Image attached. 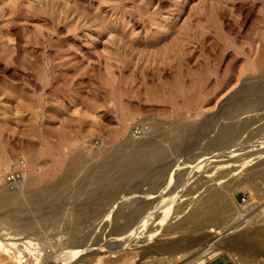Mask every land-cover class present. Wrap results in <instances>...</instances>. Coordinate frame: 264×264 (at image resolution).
I'll return each mask as SVG.
<instances>
[{"label": "rangeland", "instance_id": "1", "mask_svg": "<svg viewBox=\"0 0 264 264\" xmlns=\"http://www.w3.org/2000/svg\"><path fill=\"white\" fill-rule=\"evenodd\" d=\"M232 108L242 121L251 119L245 128H237L238 117L221 115ZM216 120L218 126L236 127L231 142L217 139ZM153 123L165 131L178 123L188 137L177 147L168 137L159 139L154 148L164 156L139 176L132 174L122 190L137 184L149 190L157 182L153 196L167 187L165 197L175 196L182 205L218 188L229 215L199 231L188 225L184 234L202 238L206 230L231 223L230 237L253 244L250 250L238 255L220 249L203 264L216 257L229 264H264L251 251L254 244L264 251L263 234H257L264 233V0H0V186H7L4 168L20 158L25 182L35 179L19 201L0 207V241L18 242L24 250L25 238L5 234L24 236L18 219H48L29 233L35 243L31 253L25 249L19 262L0 248V264H82L98 253L100 264L187 262L191 253L151 257L143 247L112 252L121 238L111 226L88 222L102 212L83 195L71 197L104 156L125 155L122 143L145 137ZM137 125L146 128L140 135L134 134ZM221 152L226 155L215 154ZM72 172L70 186L52 204L40 209L29 204L31 193ZM161 229L157 242L179 239L176 230ZM97 245L110 248L97 252Z\"/></svg>", "mask_w": 264, "mask_h": 264}, {"label": "bare ground", "instance_id": "2", "mask_svg": "<svg viewBox=\"0 0 264 264\" xmlns=\"http://www.w3.org/2000/svg\"><path fill=\"white\" fill-rule=\"evenodd\" d=\"M243 107H244L243 103L239 104L238 111L240 112ZM238 111H235L232 108V109H229L227 112L221 113V115L225 116L226 118H230V117L235 118L239 116ZM240 117L238 118L241 121V125L240 127H237L239 128V130H241L242 128H245L251 120L245 117L246 119L242 121ZM226 120L227 119H225V121ZM208 123H209L208 119L203 122V125L206 126V129H207V126H209ZM215 123H216V126H218L217 124H222L218 122L217 120L215 121ZM177 125L178 123H172L170 126V129L168 131H165L164 130L165 127L161 123L160 124L153 123L151 125V129L149 130V132L146 133L147 135L145 134V137L139 136L135 139H129L122 143L119 150L122 149V150L128 151L125 155L119 156V157L118 156L116 157V154L111 157L104 156L103 157L104 160L102 159L103 163L101 162V165L98 168L90 171L86 180H81L76 184V186L74 185L75 187L71 193L72 198H76V197L83 195L88 204H91V205L94 204L95 207H98V209L102 212V215H101L102 218L97 219V218H94L95 217L94 216L91 220L89 219L88 222L91 224V226H95L96 223L101 224V229H105L111 226L112 228L110 232L121 238L119 241L120 244H117V247H114V248H110V247L104 248L101 245H97V247L99 246L97 252L104 251L105 249L110 248L112 252H115L116 254H121L124 250L129 249V248L143 247L144 250L148 251L150 254L153 253L151 257L154 256L156 253L162 254L164 252L165 254H173V253L177 254L180 252H183V253L186 252V253H191L190 259L187 262H184L183 264H203L205 262L206 255H208L209 253H211V255H214V251H217L220 249L227 250L230 253H236V254H238V252H241V251L250 250V246H252L253 244L252 245L250 244L249 246V244H246L245 242L238 243L240 240L237 241L236 238H235L236 240H233L230 237L231 233L233 232V228H232V225H228V224H231V223H228L227 225L223 224L224 227L222 228L221 227H217L214 229L208 228L209 230H206L205 232H203L207 234H203L202 238L200 234L199 235L198 234L197 235L187 234V236L184 234L183 230L185 229V227L188 228L187 227L188 225L192 224V227L194 228L193 230L199 231L200 229H203L207 226L216 225L217 223H220V222L222 223L223 220H225L226 217L229 215L228 214L229 211H227L228 207H226L227 204H225V201L223 200V197L218 188H214V187L209 188V190L205 194L203 195L201 194L199 198L191 199L183 203L182 205H179V203L178 204L176 203L175 196L169 197V198L165 197V194L167 193V189H166L167 187L165 189L158 191V193L153 196L152 193L155 191H153L152 188H155V185L157 184V182L154 186L152 185L149 190H144L142 188L143 184L142 185L137 184L135 187L127 191L122 190L124 185L131 179L132 174L135 173V176L136 175L139 176L141 172H143L140 170H145L147 169V167L151 166L155 158L158 159L164 156L163 154L164 151L162 152L160 149L154 148V146L156 145V142L159 139L161 140L163 137H168V139L173 142V146L177 147L184 141L186 137H188L184 133L181 134V131L183 132L184 130ZM204 130H202L201 132H203ZM237 133H238V130L236 129L235 126L233 127L229 125L228 126L220 125L218 126V130H217V139H221V141L225 140V142H231ZM204 135H205L204 133L203 135L201 134V136H204ZM222 138L224 140H222ZM215 154L217 156L219 155L220 157L226 155V153L224 152L215 153ZM208 156L206 155V157ZM206 157L203 159H207ZM105 159H109V161L108 160L106 161ZM202 161L203 160L201 159L200 162ZM195 164H197L198 166L199 163H195ZM136 170H139V171H136ZM75 171L76 170L73 169V172ZM73 172L68 175L66 174V176L62 179V181L59 184L54 185L53 187L51 186L50 188L48 187V189L46 188V190L41 191V192L38 191V192L31 193L27 197V201H29V204L34 206L36 209H40L43 207L46 208L47 205L52 204L54 200L59 197V194L62 193V190L70 186L71 181L74 179ZM161 179H162V176H161ZM28 180L27 182H25L26 179L24 181L22 180L16 187L13 188V190H11L10 187L7 188V186H0V207L8 206L12 204L14 201H17L19 199V195L23 193L24 191L28 190L31 187V185H33L35 182V179H32V178L31 180L29 181ZM75 180L77 181V179ZM140 190H143V192H148L149 194L148 195L146 194L143 197H139L137 194ZM123 191L125 192L124 194H122ZM94 205H93V208H95ZM85 210H86V206H85ZM88 211L90 212V209ZM100 211L98 212L100 213ZM8 213L10 216L16 217L17 219L19 217L20 218L22 217V213L20 211H9ZM60 213H61V210L60 212L59 211H55L54 213L52 212V215L58 216L60 215ZM239 215H242V214H239ZM32 216L34 218L35 215H32ZM205 216L207 218L202 219V217H205ZM97 217L99 216L97 215ZM245 217H246V214H245ZM39 218L40 219H37V220L34 219L31 221H29L28 219L23 220V221L21 219H18L17 223L19 222V224L23 226V229H25V232L27 230V233H28V234H25L24 232L23 237L22 236L17 237V236H20L19 235L20 233L16 231L8 232L5 235H9L8 239H12V240H19V239L25 238V240L22 241L21 245L24 246V250L26 249L31 253L32 250L30 249V247L34 245L35 243L33 242V239L29 237L30 236L29 233H32L33 231L37 230L38 228L37 224L46 223L48 221L46 216L39 217ZM117 218H120L119 220L120 222L116 223L115 219ZM172 219H176V220L173 222ZM216 220L217 222H215ZM170 221H172L173 223L168 224L170 223ZM86 224L88 225V223ZM158 228H162L160 231L164 233L172 231V230H176L177 232L180 233L179 239L173 242H170V240L169 242H160V243L157 242L156 237H157V233L159 232L157 230ZM258 229L262 230L263 228L259 227ZM79 230H80L79 225L78 226L76 225L73 227L72 231L73 233H77L79 232ZM241 234H244V233H241ZM257 234H260V236L261 234H263V236L260 238L261 239L264 238V233L262 231H260ZM243 236L247 238V236L249 235L247 234V236L245 235ZM253 237H256V235L255 236L253 235ZM245 239H243V241H245ZM249 239H250V236H249ZM4 243L5 242L2 243V241H0L1 250L4 251V253L8 255H11V256L14 255L18 257L19 262H21L22 259L25 257V255H24V250L18 247L17 245L18 242L13 241L9 243L7 242L8 244H4ZM242 243H245V245H242ZM8 245H10V248L7 247ZM254 246L255 248L251 250L253 251L252 253L253 257L254 256L259 257L258 259L259 262L264 261V251L262 247H258L255 244ZM12 247L16 249V252L14 250H11ZM98 254L92 257L90 256V258H88V261H85L82 264H100L101 257H99ZM144 255L146 254L144 253ZM35 259H37V257Z\"/></svg>", "mask_w": 264, "mask_h": 264}, {"label": "built area", "instance_id": "3", "mask_svg": "<svg viewBox=\"0 0 264 264\" xmlns=\"http://www.w3.org/2000/svg\"><path fill=\"white\" fill-rule=\"evenodd\" d=\"M146 128L143 125H137L134 128V134L140 135ZM24 165L25 160L20 158L14 165L4 168L3 180L5 185L10 188L16 187L24 178Z\"/></svg>", "mask_w": 264, "mask_h": 264}, {"label": "crops", "instance_id": "4", "mask_svg": "<svg viewBox=\"0 0 264 264\" xmlns=\"http://www.w3.org/2000/svg\"><path fill=\"white\" fill-rule=\"evenodd\" d=\"M205 264H229V260L225 259L224 257H221V259H218V257L214 259H209L206 261Z\"/></svg>", "mask_w": 264, "mask_h": 264}]
</instances>
